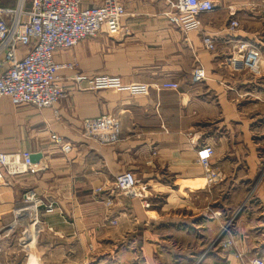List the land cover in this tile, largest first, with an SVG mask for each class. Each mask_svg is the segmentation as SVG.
I'll list each match as a JSON object with an SVG mask.
<instances>
[{
	"label": "crops",
	"instance_id": "0c3cea01",
	"mask_svg": "<svg viewBox=\"0 0 264 264\" xmlns=\"http://www.w3.org/2000/svg\"><path fill=\"white\" fill-rule=\"evenodd\" d=\"M120 1V35L57 52V64H75L59 72L65 95L57 113L0 98V153L41 154L28 171L4 173L0 264H191L221 233L219 179L243 169L258 176L264 167V153L254 151L255 138L264 136V0H212L216 9L201 16L202 30L189 33L169 20L171 0ZM232 19L241 24L235 33ZM204 35L216 40L215 52ZM238 40L261 52V75L233 71L228 60ZM199 66L207 78L193 84ZM168 82L179 89L163 88ZM102 116L121 121L118 144L81 137L82 122ZM52 135L73 150L64 153ZM239 143L249 151L228 152ZM205 146L215 152L211 179L198 163ZM126 171L141 181V198L115 190V177ZM30 191L54 207H42L39 224L23 205ZM261 206L264 227V199ZM243 256L203 264L260 257L247 249Z\"/></svg>",
	"mask_w": 264,
	"mask_h": 264
},
{
	"label": "built area",
	"instance_id": "2783aa9c",
	"mask_svg": "<svg viewBox=\"0 0 264 264\" xmlns=\"http://www.w3.org/2000/svg\"><path fill=\"white\" fill-rule=\"evenodd\" d=\"M169 2L172 8L167 14L169 20L185 33L201 31V16L216 9L212 0ZM82 4L83 0H31L27 7L25 0H19L14 8L0 9V98H9L15 106L30 105L38 110L51 109L57 113V106L65 95L59 72L75 68V64H57V52L70 50L90 37L101 34L117 37L123 31L122 20L126 10L120 0H104L101 5L88 8ZM240 28L237 19L230 21L229 32L235 33ZM203 42L208 51H216V40L212 36L204 35ZM22 48L26 52L21 55L19 50ZM228 61L238 72L257 75L261 71L259 51L244 40L236 41L235 51ZM206 78V70L195 67L191 82L202 84ZM163 88L178 90L179 84L168 82L163 84ZM81 137L101 145H116L122 140L121 121L107 116L85 119ZM52 139L64 153L73 150V145L63 137L52 135ZM214 154L210 146L198 151V163L207 170L210 179V162ZM30 157L28 152L0 153V185L5 172L14 175L28 171L33 166ZM114 188L120 194L142 197V183L131 171L117 175ZM23 205L30 219L37 220L38 224L42 207L46 213L54 211L52 204H44L33 191L24 194ZM143 206L148 208L149 204L144 201ZM239 257L244 260L243 255ZM250 264H264V258H253Z\"/></svg>",
	"mask_w": 264,
	"mask_h": 264
},
{
	"label": "rangeland",
	"instance_id": "374dc122",
	"mask_svg": "<svg viewBox=\"0 0 264 264\" xmlns=\"http://www.w3.org/2000/svg\"><path fill=\"white\" fill-rule=\"evenodd\" d=\"M18 2L19 0H0V9L14 6ZM25 3L28 7L31 0H25ZM263 7L264 3L262 10ZM259 53L262 61V54ZM233 71L238 72L235 69ZM259 75H261V71L253 76ZM255 142L254 151L264 153V136L256 137ZM231 151L233 152L228 149L229 153H245L249 149L244 143H239ZM218 182L222 183L223 192L221 194L223 205H225L221 213V233L217 234L214 242L208 243L206 252L194 258L191 264H203L209 260L227 262L230 257L241 260L239 256L244 255L245 249L250 251L252 256L258 255L264 258V227H262L261 206L264 199V167L258 176L254 172L243 169L236 177H224L223 175ZM232 185L237 186V189ZM226 187L227 189L224 191Z\"/></svg>",
	"mask_w": 264,
	"mask_h": 264
},
{
	"label": "water",
	"instance_id": "95a60500",
	"mask_svg": "<svg viewBox=\"0 0 264 264\" xmlns=\"http://www.w3.org/2000/svg\"><path fill=\"white\" fill-rule=\"evenodd\" d=\"M40 159H41V154H34L30 157V160L33 164L39 162Z\"/></svg>",
	"mask_w": 264,
	"mask_h": 264
}]
</instances>
